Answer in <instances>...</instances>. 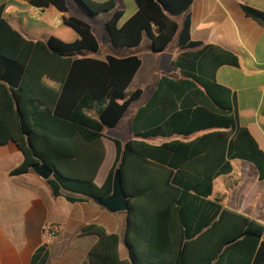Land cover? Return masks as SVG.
Wrapping results in <instances>:
<instances>
[{
  "label": "trees",
  "instance_id": "obj_1",
  "mask_svg": "<svg viewBox=\"0 0 264 264\" xmlns=\"http://www.w3.org/2000/svg\"><path fill=\"white\" fill-rule=\"evenodd\" d=\"M27 1L40 9L69 10L67 0ZM74 1L88 14L106 17L107 37L117 49L138 47L147 36L153 50L160 52L176 39L179 53L171 65L179 73L160 75L132 119L133 138L111 139L115 157L98 186L94 178L105 155L104 131L115 128L142 95L140 88L128 91L141 58L94 57L99 42L92 26L76 16L64 19L79 36L74 42L27 39L0 9V91L6 95L0 99V143L13 141L23 155L11 174L27 173L43 162L53 171L47 180L53 196L75 202L109 195L119 170L129 203L123 240L129 259L120 258L117 234L88 225L81 235L94 234L99 240L86 264H264V224L210 198L214 178L231 172L232 159L251 162L264 180V152L245 128L236 125L229 91L202 65L210 46L190 40L187 15L182 23L177 21L193 0H135L136 12L123 23V12L113 0ZM242 9L264 25V12ZM37 54L50 60L54 89H45L35 79ZM225 61L236 64L231 55L216 63ZM208 129L217 131L197 141L144 142L158 135L187 137ZM64 191L81 197L63 195ZM48 255L43 244L30 264H46Z\"/></svg>",
  "mask_w": 264,
  "mask_h": 264
},
{
  "label": "crops",
  "instance_id": "obj_2",
  "mask_svg": "<svg viewBox=\"0 0 264 264\" xmlns=\"http://www.w3.org/2000/svg\"><path fill=\"white\" fill-rule=\"evenodd\" d=\"M113 1L115 8L123 12L122 23L137 10L135 0ZM67 5L69 10L61 12L53 6L37 8L27 0H0L2 15L9 24L23 37L33 41H45L49 37H55L63 42H74L79 36L64 23V19L76 16L86 20L91 24L99 42V51L93 56L103 60L109 54L106 48L112 45L104 27L106 17L88 14L74 0H67ZM242 6L264 12V0H193L187 12L178 17L177 21L182 23L187 15L190 40L202 43V46H210L201 59L202 65L212 72L217 84L229 91L232 100L231 113L236 125L245 128L264 152V25L246 16ZM95 16H100L96 22ZM144 42L143 38L138 47L125 50L119 56L137 54L141 58L142 65L132 81L134 82L144 62L143 56L137 51L149 48L153 54L149 74L157 76L150 87L147 85L148 72L143 74L135 86L142 90L141 97L133 103L115 128L104 131L105 155L94 178L98 186L104 183L115 157V146L111 139H120L118 136L106 135V131L124 129L128 137L120 140L133 138L132 119L153 93L160 75L179 73L171 65V61L179 53L176 39L171 43L175 49L165 65L161 61L166 56L167 49L156 52L150 39L148 43ZM229 55L235 58L236 64L225 61L217 65L219 58L229 60ZM49 64L48 57L36 55L33 64L35 79L45 89L52 86ZM167 66L169 70L166 69ZM58 78L57 75L56 79ZM2 98H6V95L0 91V99ZM213 131L217 129L196 132L187 137L158 135L144 139V142L151 145H160L175 139L191 142ZM108 148L112 151V158ZM22 160L23 155L13 141L0 143V264H30L33 253L44 243L42 230L49 225L56 226L58 233L47 243L49 255L46 264H86L90 250L99 240L94 234L81 235L82 227L88 225L100 227L106 234H117L120 239V258L129 259L123 241L126 212L111 213L92 198H80V195L66 191L63 195H71L80 200L70 202L64 196L55 197L47 180L39 177L33 169L20 175L11 174V170ZM230 163L231 172L214 178L210 198L218 201L224 208L264 224V180L259 179L257 168L251 162L232 159Z\"/></svg>",
  "mask_w": 264,
  "mask_h": 264
},
{
  "label": "water",
  "instance_id": "obj_3",
  "mask_svg": "<svg viewBox=\"0 0 264 264\" xmlns=\"http://www.w3.org/2000/svg\"><path fill=\"white\" fill-rule=\"evenodd\" d=\"M32 169L39 177L45 180H48L53 173L52 169L43 162L34 165ZM94 200L111 213L128 211V196L124 192L120 172L118 169L114 172L113 175L112 192L105 197Z\"/></svg>",
  "mask_w": 264,
  "mask_h": 264
},
{
  "label": "rangeland",
  "instance_id": "obj_4",
  "mask_svg": "<svg viewBox=\"0 0 264 264\" xmlns=\"http://www.w3.org/2000/svg\"><path fill=\"white\" fill-rule=\"evenodd\" d=\"M88 17H92V16L88 15ZM95 17H96L95 18V22H96V21H98L100 16H95ZM144 40H145L144 43H148L147 41L149 40V38L147 36H144ZM145 45L146 44H144L143 47H145ZM174 49H175L174 44H171L167 48V52L165 53L166 56L163 57L162 61H161V63H163V65L166 64V61H168L167 58H169L171 56V54L173 53ZM106 50H108L109 54H114V55H119V54L123 53V51H125V49L124 50L123 49H117V48H115L112 45L109 48L107 47ZM137 53H139V54H141L143 56V59H144L143 67H142L141 71L139 72V74L137 75L136 80L134 82H132L131 86L128 88L129 92L133 91L136 88L135 87L136 83L139 81V79H142V76H143V74L145 72H148V76L149 77H148V80H147L148 81L147 85H149L150 87L153 85V81L155 80V77L157 76L156 74H152V75L149 74L150 67L153 64V62L151 61L153 54L150 52V49L148 48V50L147 49L138 50ZM154 66H155L156 69H159L157 67V65L154 64ZM164 67H166V66H164ZM166 69L169 70V66H167ZM124 132H125L124 129L108 130V131H106V135H108V136H118L120 139L123 140L126 137H128L127 131L125 133ZM129 136H130V134H129ZM109 150L110 149L108 148V152H110V156H111L112 151L111 150L109 151ZM111 158H112V156H111ZM110 161H111V159H110ZM217 187H218V184H217ZM217 190H218V188H217Z\"/></svg>",
  "mask_w": 264,
  "mask_h": 264
},
{
  "label": "built area",
  "instance_id": "obj_5",
  "mask_svg": "<svg viewBox=\"0 0 264 264\" xmlns=\"http://www.w3.org/2000/svg\"><path fill=\"white\" fill-rule=\"evenodd\" d=\"M58 233V228L56 226H45L42 230L43 244H47L52 240Z\"/></svg>",
  "mask_w": 264,
  "mask_h": 264
}]
</instances>
